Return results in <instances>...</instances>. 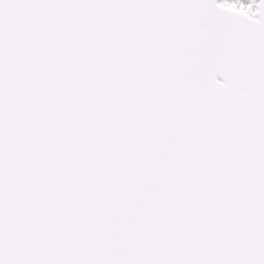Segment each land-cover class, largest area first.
I'll return each mask as SVG.
<instances>
[{"label": "snow or ice", "instance_id": "1", "mask_svg": "<svg viewBox=\"0 0 264 264\" xmlns=\"http://www.w3.org/2000/svg\"><path fill=\"white\" fill-rule=\"evenodd\" d=\"M0 264H264V0H0Z\"/></svg>", "mask_w": 264, "mask_h": 264}]
</instances>
